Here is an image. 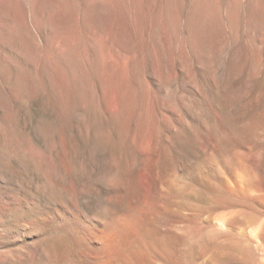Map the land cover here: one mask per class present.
I'll return each mask as SVG.
<instances>
[{"label": "rangeland", "instance_id": "rangeland-1", "mask_svg": "<svg viewBox=\"0 0 264 264\" xmlns=\"http://www.w3.org/2000/svg\"><path fill=\"white\" fill-rule=\"evenodd\" d=\"M0 264H264V0H0Z\"/></svg>", "mask_w": 264, "mask_h": 264}, {"label": "bare ground", "instance_id": "bare-ground-1", "mask_svg": "<svg viewBox=\"0 0 264 264\" xmlns=\"http://www.w3.org/2000/svg\"><path fill=\"white\" fill-rule=\"evenodd\" d=\"M194 11V10H193ZM196 11V10H195ZM227 11V10H226ZM213 45V44H212ZM242 70V69H241ZM244 93V91H243ZM244 95V94H243ZM218 96V95H217ZM218 108H220L218 106ZM226 109V108H225ZM179 190V189H178ZM189 191V190H188ZM126 218V217H125ZM129 218V217H128ZM134 219V218H133ZM131 219H125V221H118L119 224H116V226H108L106 227L105 230H103V232H101L102 234V237L99 236V238L97 237L96 239V242H97V248H98V251H103V252H107V251H110L113 247L114 249L116 244L114 243L116 238L118 236H120L122 234V232H124V230H132L135 228V222L134 220ZM101 227V226H100ZM100 230V229H99ZM126 234V232H125ZM123 234V236L125 235ZM122 236V235H121ZM259 237V236H258ZM93 241V240H92ZM94 242V241H93ZM115 245V246H114ZM113 250V249H112Z\"/></svg>", "mask_w": 264, "mask_h": 264}]
</instances>
